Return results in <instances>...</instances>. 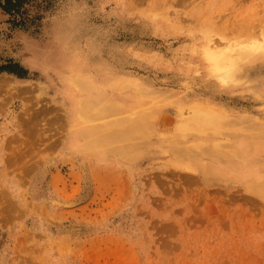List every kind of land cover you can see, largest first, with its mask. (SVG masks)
Returning <instances> with one entry per match:
<instances>
[{
	"label": "rangeland",
	"instance_id": "1",
	"mask_svg": "<svg viewBox=\"0 0 264 264\" xmlns=\"http://www.w3.org/2000/svg\"><path fill=\"white\" fill-rule=\"evenodd\" d=\"M68 17L92 76L76 79L87 135L74 146L39 76L38 42ZM250 26L264 28V0L0 6V65L13 69L0 68V264H264V51L227 81L204 55L209 31Z\"/></svg>",
	"mask_w": 264,
	"mask_h": 264
},
{
	"label": "bare ground",
	"instance_id": "2",
	"mask_svg": "<svg viewBox=\"0 0 264 264\" xmlns=\"http://www.w3.org/2000/svg\"><path fill=\"white\" fill-rule=\"evenodd\" d=\"M72 9L73 11H75L73 7ZM56 24V28L53 33L50 34V37L47 36L44 37V40H40L39 42L36 41L38 43L44 42L48 49H43L40 53V56L46 57L45 60H47L48 64L41 66L40 71L43 74H40L39 76H41L42 79L44 78V80L49 81L50 85L53 84L54 92L59 95L61 102L66 107L67 116L69 118L71 126L66 141L69 146H74L77 145L80 137L87 135L84 132V127H80V125L77 123L78 116L83 110L84 104L82 97L85 93V90L75 88V85L77 83L76 79L91 81L92 76L91 73H89L87 64H85V62L82 63L79 60V52L74 49L70 50L68 48L69 43L66 40L68 39V37L65 36L64 32H66L65 30H68L73 26L72 19L69 17L63 21L57 19ZM71 35L72 34H70V36ZM229 35L230 34L227 35L220 32V34H218V37H215L212 31H209V33L205 35V61H207V65L210 68V75L220 81H227L233 78L235 71L239 65L240 58L243 56V53L254 54L260 51H264L263 26L259 27L258 29L252 28L250 26V28H248L246 32H240L234 38H231ZM55 42H62V46L57 49L54 48ZM220 42H226L225 47L227 48V50L217 49L220 48ZM93 54L94 48H90L87 54V58H93ZM29 58L26 57L25 59L28 63L32 64L33 60L29 61ZM94 65L96 66V64ZM97 70L99 71V73L98 71H95V73L97 72L98 77L102 78L100 67L98 65ZM49 71H51L52 73H49Z\"/></svg>",
	"mask_w": 264,
	"mask_h": 264
},
{
	"label": "trees",
	"instance_id": "3",
	"mask_svg": "<svg viewBox=\"0 0 264 264\" xmlns=\"http://www.w3.org/2000/svg\"><path fill=\"white\" fill-rule=\"evenodd\" d=\"M21 5V0H0V6H2L8 12H18L19 7ZM10 64H1V69H8L13 71V69L9 68Z\"/></svg>",
	"mask_w": 264,
	"mask_h": 264
}]
</instances>
